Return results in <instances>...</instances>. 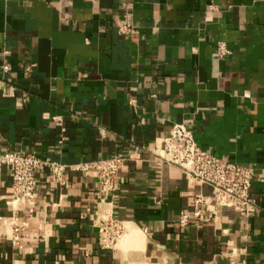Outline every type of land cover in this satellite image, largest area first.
Returning a JSON list of instances; mask_svg holds the SVG:
<instances>
[{"label": "crops", "instance_id": "1", "mask_svg": "<svg viewBox=\"0 0 264 264\" xmlns=\"http://www.w3.org/2000/svg\"><path fill=\"white\" fill-rule=\"evenodd\" d=\"M126 16L130 35L117 26ZM218 41L231 54L218 57ZM174 123L253 168L245 214L213 212L210 185L156 156ZM7 151L68 167L63 185L38 170L32 215L10 203L13 172L2 167L0 264H264V0H0ZM114 155L128 159L109 204L94 170L73 166ZM198 196L209 219L180 225ZM107 208L125 227L113 248L95 226ZM14 215L27 226L22 247Z\"/></svg>", "mask_w": 264, "mask_h": 264}, {"label": "built area", "instance_id": "2", "mask_svg": "<svg viewBox=\"0 0 264 264\" xmlns=\"http://www.w3.org/2000/svg\"><path fill=\"white\" fill-rule=\"evenodd\" d=\"M117 26L121 34L130 35L134 29V22L130 16H126L117 21ZM216 53L222 58L231 54V50L225 41H218ZM11 68V64L7 62L1 65L3 78L11 71ZM25 70L30 73L31 66H27ZM156 156L162 162L179 166L194 181L210 185L214 192L212 202L215 213L227 207L245 214L254 203L250 191L253 168L228 161L203 149L197 143L193 130L184 123L173 124L169 134L164 138L163 147L156 152ZM127 159L122 155H114L73 167L80 170L92 168L98 179L101 202L111 204L117 190L119 171L126 164ZM3 166L11 167L13 172L10 203L14 206L23 205L29 215L34 212V202L37 199L38 170L48 166L51 181L63 185L68 167L57 161H45L33 153L19 151H7L0 154V170ZM194 202V210L180 213L178 220L180 225L185 226L192 219L197 221L209 219L205 214L206 199L198 196ZM18 218L14 215L10 219L11 240L13 245L22 247L21 241L26 234L27 226ZM95 226L98 229L99 243L102 248L116 247L125 234L124 224L113 217L111 208L97 215Z\"/></svg>", "mask_w": 264, "mask_h": 264}, {"label": "rangeland", "instance_id": "3", "mask_svg": "<svg viewBox=\"0 0 264 264\" xmlns=\"http://www.w3.org/2000/svg\"><path fill=\"white\" fill-rule=\"evenodd\" d=\"M123 239V237L121 238V240ZM121 240H120V242H121Z\"/></svg>", "mask_w": 264, "mask_h": 264}]
</instances>
